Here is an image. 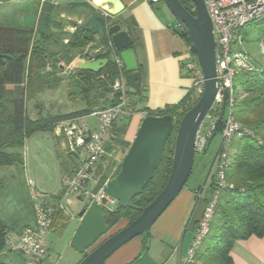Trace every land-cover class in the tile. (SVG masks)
<instances>
[{
	"label": "trees",
	"instance_id": "trees-1",
	"mask_svg": "<svg viewBox=\"0 0 264 264\" xmlns=\"http://www.w3.org/2000/svg\"><path fill=\"white\" fill-rule=\"evenodd\" d=\"M181 1L191 13H195L190 10L189 0ZM53 10L52 6H48V1H43L35 29L0 25V53L12 56L4 65H0V167L23 165L22 154L13 149L22 148L25 139L33 132H53L61 121L76 116H86L95 108L106 107L113 102L111 84L115 71L110 61L98 71L79 68L70 71L67 95L70 98L79 97L83 101L84 107L79 110L30 118L26 112L23 90L20 95L15 96L9 89V87L22 85L26 71L29 76L35 63L37 69L41 71L38 73L39 76L43 78L42 69H45L46 65L42 62V58L45 56L46 49L38 40L34 41V32H37L41 41L54 44L61 42L63 45L64 48L62 47L60 52H54L50 56L51 66L58 68L59 71L64 70L60 68L61 62L68 65L73 60L72 50L82 49L90 43H95V46L106 45L109 40V34L93 35L83 29L82 23H72L75 27L72 32L62 31L61 25L55 23L51 17ZM107 21L127 24L126 20L120 17H115V19L107 17ZM127 28L130 33V28ZM175 31L189 46L190 40L185 31L178 27ZM65 39L67 42H64ZM54 57H58V62L54 61ZM100 57H106V54L97 58ZM233 82L236 91L235 120L249 129L251 133L237 137L232 142L233 152H231L230 162L225 169V182L231 187H225L219 191L208 233L201 241L191 264H234L230 249L236 241L247 239L250 236L264 237V63L259 68L252 67V65L251 69L240 68L236 71ZM193 92L191 89L177 104L142 110H146L148 115H171L177 122L198 99L200 94ZM130 118H122L120 124H117V121L113 124L111 130L113 134L110 140L116 142L118 136L125 133ZM221 127L222 120L216 122V133L220 132ZM175 132L176 127L166 142L154 177L148 181L142 192L131 200L135 207L123 208L118 204L113 207H104V220L110 227L115 226L122 219L126 220V223L134 220L140 214L136 207L149 204L164 186L170 171ZM55 138H57L56 135ZM121 143L124 145V151L128 149L130 141ZM55 146L57 147L56 142ZM56 157L61 173L72 175L74 169L65 165L59 151H56ZM119 165L111 171L103 169L98 186L114 177L119 170ZM214 178L213 175V182L210 183V197L207 201L218 189ZM63 191L64 186L61 194ZM59 197L55 196V201H58ZM68 220V214L62 210L55 211L50 231L62 230ZM9 232L7 223L0 218V253L3 249L7 250L5 238ZM83 256L85 253L82 254Z\"/></svg>",
	"mask_w": 264,
	"mask_h": 264
},
{
	"label": "built area",
	"instance_id": "built-area-1",
	"mask_svg": "<svg viewBox=\"0 0 264 264\" xmlns=\"http://www.w3.org/2000/svg\"><path fill=\"white\" fill-rule=\"evenodd\" d=\"M151 1L153 3L162 2V0ZM204 3L213 24L214 38L218 44L216 56L218 87L212 104L196 135L194 154L204 150L209 136L214 132L224 96H226V103L221 119V140L213 160L217 163L216 184L218 189L205 204L197 221L193 241L181 264L193 263L201 241L208 233L219 191L225 187H231L225 182V169L230 162L233 140L251 133L249 129L241 126L234 117L236 91L233 78L240 68L251 69L250 62L240 48V29L258 20L264 22V0H204ZM190 10L195 11L193 3L190 4ZM102 15L106 19L107 17L112 18V15L107 11ZM64 42H67V40L65 39ZM260 46L264 54V37L260 41ZM103 54H106L107 60L112 63L115 71L111 84L113 102L106 107L95 108L90 114L86 115L95 118V126H91L89 123H81V116H76L57 124V132L55 133L56 136H63L67 153L75 159L73 174L64 178L63 194L81 193L87 200L86 207L93 202L100 203L104 207L117 204V201L107 194L103 188L109 179L98 186L103 172V167L99 163L103 161L102 159L106 155V146L111 141L113 134L111 130L116 121L135 115H139L142 119L148 115L146 110L136 109L130 99L131 89L125 81L124 64L119 51L113 45L111 37L106 45L95 46V43L86 45L75 60L92 61ZM183 67L192 77L191 89L200 94L203 88V75L189 46L187 56L183 61ZM205 119L208 120L207 123ZM28 183L32 186L31 180ZM44 197L41 195L33 197L32 221L23 225L18 232H9L6 235V248L9 252L17 253L22 257L20 264H40L42 262L48 252L47 236L50 232L55 211L62 210L68 214L61 201H47ZM69 202L70 200L67 201V204Z\"/></svg>",
	"mask_w": 264,
	"mask_h": 264
},
{
	"label": "water",
	"instance_id": "water-1",
	"mask_svg": "<svg viewBox=\"0 0 264 264\" xmlns=\"http://www.w3.org/2000/svg\"><path fill=\"white\" fill-rule=\"evenodd\" d=\"M120 6L118 0H108ZM195 6L191 13L181 0H162L173 15L177 27L185 31L203 75V88L195 103L189 107L176 122L171 115H147L143 117L134 137L125 152L117 174L104 185V191L112 196L120 207L133 208L131 200L139 195L151 180L162 158L167 140L176 127L170 171L167 180L153 200L144 207H136L140 214L131 222L113 233L104 220V206L93 202L82 208L78 216V225L70 239V246L79 254H84L76 264H104L107 258L119 247L131 239L149 230L157 218L177 197L185 186L194 163V143L200 124L208 112L217 91L216 56L218 44L213 34V24L207 12L204 0H189ZM113 15V14H112ZM106 17L92 14L82 22L89 33L99 36L109 34L125 68V81L134 92L140 91L142 73L137 63L134 41L130 33L120 23L108 24ZM12 56L0 53V65H4ZM58 61V57H54ZM108 63L106 57L92 61L76 59L73 68L98 71ZM60 68L64 65L60 64ZM45 69H42L44 74ZM224 96L218 121H221L225 109ZM216 130L209 136L207 147ZM215 157V155H214ZM214 160V158H213ZM108 234V235H107Z\"/></svg>",
	"mask_w": 264,
	"mask_h": 264
},
{
	"label": "rangeland",
	"instance_id": "rangeland-1",
	"mask_svg": "<svg viewBox=\"0 0 264 264\" xmlns=\"http://www.w3.org/2000/svg\"><path fill=\"white\" fill-rule=\"evenodd\" d=\"M42 3L41 0H0V25L33 27L35 29ZM163 7L171 13L164 3ZM60 14L59 11L53 10L51 17H53L55 23L61 25L62 31L64 26H72V23H76L75 21L63 20L64 18H61ZM263 32L264 22L261 20L245 25L239 31L240 48L252 67L259 68L264 63V54L260 46V41L264 37ZM33 38L34 41L38 40L46 49L45 56L42 58V62L46 65L43 78L39 76L38 73L41 71L37 69L35 63L28 74L29 76H27L26 71L25 81L22 85L9 87L15 96L20 95L23 90L27 115L30 118H37L83 108L84 103L79 97L70 98L67 95L68 76L70 71L74 69L72 61L81 54L83 48L72 50L73 60L68 65L61 62L64 65V70L59 71L58 68L51 66L50 56L54 52L61 51L63 47L61 42L60 44H54L53 42L41 41L37 32H34ZM80 122L89 123L91 126L96 125V120L92 116H81ZM205 122L207 123L208 120L205 119ZM120 123L121 121L118 120L117 124ZM132 130L127 128L125 133L118 136L116 142L111 140L106 146V155L102 159L103 161L99 163L103 169L106 168L111 171L118 167L127 151V149L124 151V145L121 142L130 140L131 143L135 134ZM56 132L57 128L53 132H33L25 139L22 148L13 149V151L22 154L23 165L0 167V218L16 231L23 225L24 220L29 218L34 196H45L44 198L47 201H55L54 197L60 196L58 200L63 203L68 211L69 220L62 230L55 229L49 232L47 236L48 252L44 264H76L78 262L76 260L81 254L70 246V239L79 219L78 213L86 207L87 200L79 192L67 193L63 196L61 194L64 178L60 172L56 151H59L61 159L68 168L74 165L75 159L67 153L63 136L60 135L55 138ZM220 140L221 134L217 132L206 149L194 154L192 173L185 188L199 186L204 188V193H207V187L212 182L213 175L216 179L217 163L215 161L211 162ZM233 148L232 145L231 152H233ZM29 180H31L32 186L29 185ZM68 200L70 202L67 204ZM116 230L117 228H114L109 233ZM10 255H12L11 252L2 251L0 262L6 260Z\"/></svg>",
	"mask_w": 264,
	"mask_h": 264
},
{
	"label": "crops",
	"instance_id": "crops-1",
	"mask_svg": "<svg viewBox=\"0 0 264 264\" xmlns=\"http://www.w3.org/2000/svg\"><path fill=\"white\" fill-rule=\"evenodd\" d=\"M46 1L49 7L52 6L61 13L60 17L64 18L63 20L75 21L77 24L94 13L102 15L106 11L113 14L114 18L126 20L127 24H120L127 31V27L130 28L137 63L142 73L141 92L135 93L131 90L130 93V99L136 109H158L177 104L191 91L192 77L183 67L188 45L176 33V21L171 13L163 9L162 2L118 0L120 2L118 6L108 0L100 3L94 0ZM74 29L75 27L71 25L63 27V31L72 32ZM140 121L139 115L131 117L128 128L135 132ZM71 169H74V165ZM61 175L63 178L68 176L65 173ZM210 185L207 187V193H204L202 187L188 189L185 185L147 232L119 247L104 264H181L193 241L197 221L210 197ZM79 220L80 218L76 226ZM31 221L32 211L23 225ZM126 222L122 219L114 228L119 229ZM22 226L16 231L8 226V230L10 233H16ZM11 253L12 255L0 264H20L22 257L17 253ZM230 255L234 264H264V237L250 236L236 241L230 249ZM81 258L82 255L76 258V261ZM44 259L40 264H44Z\"/></svg>",
	"mask_w": 264,
	"mask_h": 264
},
{
	"label": "bare ground",
	"instance_id": "bare-ground-1",
	"mask_svg": "<svg viewBox=\"0 0 264 264\" xmlns=\"http://www.w3.org/2000/svg\"><path fill=\"white\" fill-rule=\"evenodd\" d=\"M96 3H100L101 1H104V0H94ZM111 11H113V9L111 8Z\"/></svg>",
	"mask_w": 264,
	"mask_h": 264
}]
</instances>
